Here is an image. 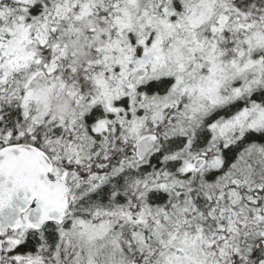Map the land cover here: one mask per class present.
Returning a JSON list of instances; mask_svg holds the SVG:
<instances>
[{
	"label": "snow or ice",
	"instance_id": "6c2138e0",
	"mask_svg": "<svg viewBox=\"0 0 264 264\" xmlns=\"http://www.w3.org/2000/svg\"><path fill=\"white\" fill-rule=\"evenodd\" d=\"M0 264H264V0H0Z\"/></svg>",
	"mask_w": 264,
	"mask_h": 264
}]
</instances>
